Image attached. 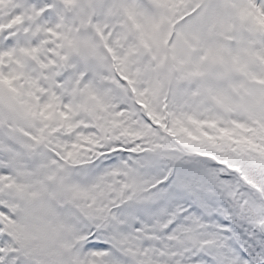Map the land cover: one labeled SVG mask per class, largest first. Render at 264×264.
Masks as SVG:
<instances>
[{
    "label": "snow or ice",
    "instance_id": "snow-or-ice-1",
    "mask_svg": "<svg viewBox=\"0 0 264 264\" xmlns=\"http://www.w3.org/2000/svg\"><path fill=\"white\" fill-rule=\"evenodd\" d=\"M0 264H264V0H0Z\"/></svg>",
    "mask_w": 264,
    "mask_h": 264
}]
</instances>
